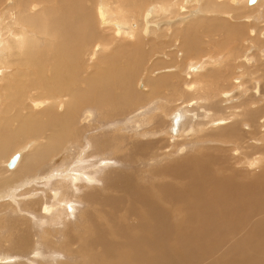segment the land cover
<instances>
[{"label":"bare ground","instance_id":"1","mask_svg":"<svg viewBox=\"0 0 264 264\" xmlns=\"http://www.w3.org/2000/svg\"><path fill=\"white\" fill-rule=\"evenodd\" d=\"M0 264H264V0H0Z\"/></svg>","mask_w":264,"mask_h":264},{"label":"rangeland","instance_id":"2","mask_svg":"<svg viewBox=\"0 0 264 264\" xmlns=\"http://www.w3.org/2000/svg\"><path fill=\"white\" fill-rule=\"evenodd\" d=\"M258 1V0H257ZM257 1L255 2V4L257 3ZM260 7H258L257 9L259 10V8H260V10L259 11H256V10H254L253 12H254V14L252 13V14H247V15H255L256 13V17H260V19H262L261 17H262V14H261V6L262 5H259ZM236 13L235 12H232V15H235ZM259 15V16H258ZM221 16H224V17H226V19H228V21H233V19L231 18V16H229L228 17V15L226 14V13H222L221 14ZM238 22H241V20H239ZM161 26V25H160ZM219 29H222V26L220 25L219 26ZM225 35V34H224ZM227 35V34H226ZM220 38H222L218 33H216V37L214 38L215 40L214 41H220ZM218 39V40H217ZM150 42V41H149ZM151 43V42H150ZM172 48H174V47H177V48H175V50L174 51H176V49H177V51L178 50H180V48L177 46V45H170ZM169 46L166 48V50H165V52H169V51H167V50H169ZM214 52H216L217 50H213ZM224 51V50H223ZM225 51H228V49H225ZM169 53H171V54H169L168 55V57L169 58H164L165 60L164 61H162L161 62V65H167L166 64V62L165 61H170L169 59H170V56L173 54L172 52H169ZM223 53V52H222ZM214 55H216V54H214ZM175 57V55L173 54L172 56H171V58H174ZM181 56H178V59L180 58ZM147 60H148V56H147ZM114 86H116L117 87V89H119L120 91H121V89H122V86L120 85V84H118V83H116ZM215 87V86H214ZM216 88V87H215ZM238 128L239 129H242V125H239L238 126ZM191 156H193V155H191ZM183 160H180V161H178V162H176V164H179V163H181Z\"/></svg>","mask_w":264,"mask_h":264},{"label":"water","instance_id":"3","mask_svg":"<svg viewBox=\"0 0 264 264\" xmlns=\"http://www.w3.org/2000/svg\"><path fill=\"white\" fill-rule=\"evenodd\" d=\"M257 0H249L251 4H254ZM18 159V155H15L9 162V166L13 167Z\"/></svg>","mask_w":264,"mask_h":264}]
</instances>
